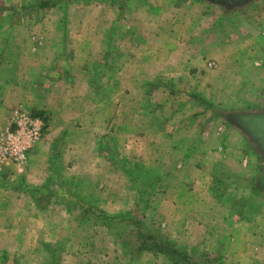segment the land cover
<instances>
[{
	"label": "rangeland",
	"instance_id": "rangeland-1",
	"mask_svg": "<svg viewBox=\"0 0 264 264\" xmlns=\"http://www.w3.org/2000/svg\"><path fill=\"white\" fill-rule=\"evenodd\" d=\"M1 95L47 127L0 264H264V0H0Z\"/></svg>",
	"mask_w": 264,
	"mask_h": 264
},
{
	"label": "built area",
	"instance_id": "built-area-1",
	"mask_svg": "<svg viewBox=\"0 0 264 264\" xmlns=\"http://www.w3.org/2000/svg\"><path fill=\"white\" fill-rule=\"evenodd\" d=\"M45 124L40 118L16 110L0 133V172L13 168L22 173L29 153L42 141Z\"/></svg>",
	"mask_w": 264,
	"mask_h": 264
},
{
	"label": "crops",
	"instance_id": "crops-1",
	"mask_svg": "<svg viewBox=\"0 0 264 264\" xmlns=\"http://www.w3.org/2000/svg\"><path fill=\"white\" fill-rule=\"evenodd\" d=\"M14 90L17 91V89H15V88H14ZM4 105H5L6 108L4 107ZM31 106H32V104L29 103V107H31ZM11 113H12V108L8 107L7 102H6V98H4V96L1 95L0 96V133L5 128V126L7 125L8 120L11 117ZM39 144L29 153V158H28V162L29 163L27 162V166H25V169L22 172L23 175L26 174L27 176H29V178L32 177V175H30V173H32L34 171V165H33L34 162L36 163L40 157H44L43 155H44V152L46 151L42 146H39ZM62 145H63V142H61V146ZM48 171H51V169L48 168ZM45 174L47 175V173H45ZM50 182H52V180L49 179V177H48V181H46L45 179H42V180H40L38 182L31 181L30 182V184H31L30 189L33 192H35V191L39 192V191H43V190L45 191V190L49 189L48 188L49 187L48 184ZM16 191H17V189H16ZM7 197L8 196H4V195L0 196V221H7V224L5 225L6 228L5 227L4 228L7 231H10L11 236H16V237L25 236L24 235L25 228L28 227L29 225H31V223L33 224V222H36V220L39 217H36V216H33V215L29 216V212H24V210L21 207H17L18 205L13 203L15 201L14 198L7 199ZM30 203H32V201ZM34 215H36V213ZM236 219L237 218H234V219L232 218V221L234 222ZM0 230H4V229H1V227H0ZM17 230H18V232H17V234H15V231H17ZM26 230H28V228ZM29 232H30V230L28 231L27 234H29ZM225 233H226V231L223 232L224 241L227 238H229L230 235L234 236L235 234H239V232H237V233L233 232V234H232V232L231 233L229 232L230 234L227 237ZM214 234H215V232H213L211 234L208 231L206 236L208 238H210ZM0 235H2V234H0ZM211 246H212V244L210 242V247ZM222 246L224 247V245H222ZM222 246H220V247H222ZM52 247H53V245H47V248H52ZM215 248L216 247L209 248V250L212 249V251H207L208 252L207 254L211 255V254L216 253L217 251L215 250ZM224 253L225 252L223 251V254ZM15 263H16V261H14L13 264H15Z\"/></svg>",
	"mask_w": 264,
	"mask_h": 264
},
{
	"label": "trees",
	"instance_id": "trees-1",
	"mask_svg": "<svg viewBox=\"0 0 264 264\" xmlns=\"http://www.w3.org/2000/svg\"><path fill=\"white\" fill-rule=\"evenodd\" d=\"M47 3H49V2H47ZM50 3H52V2H50ZM54 3H56V2H53L52 4L54 5ZM44 121H45L44 122L45 123L44 132H45L47 124H46L45 119H44ZM150 239L152 241H155V242H151L150 249L155 251V252L168 255V257H170V259L172 260L173 264H180L181 261H185L187 264L188 263L196 264V263L192 262V260L188 256H186L181 249L176 248L175 245H173L171 242L167 241L165 238H161V237L160 238L159 237H153L152 238V237H150L149 240Z\"/></svg>",
	"mask_w": 264,
	"mask_h": 264
},
{
	"label": "water",
	"instance_id": "water-1",
	"mask_svg": "<svg viewBox=\"0 0 264 264\" xmlns=\"http://www.w3.org/2000/svg\"><path fill=\"white\" fill-rule=\"evenodd\" d=\"M238 124L254 139L259 141L261 149L264 151V116H245L238 118Z\"/></svg>",
	"mask_w": 264,
	"mask_h": 264
}]
</instances>
